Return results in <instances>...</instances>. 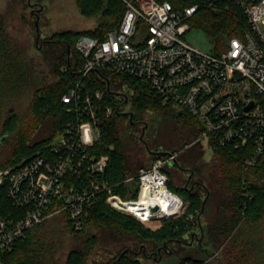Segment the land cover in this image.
<instances>
[{"label": "trees", "instance_id": "trees-1", "mask_svg": "<svg viewBox=\"0 0 264 264\" xmlns=\"http://www.w3.org/2000/svg\"><path fill=\"white\" fill-rule=\"evenodd\" d=\"M76 3L81 14L96 17L98 22L95 27L81 32L55 33L53 41L43 48L55 79L37 86L22 111L17 109V98L31 83V61L26 45L18 43L8 33L0 14V170L28 162L42 154L58 137L77 112L76 107L69 110L72 105L63 102L62 96L80 81L83 89H102V104H111L114 112L103 116L101 138L93 147L96 154L108 155L104 172L99 177L83 173L79 178L76 175V180L75 174L69 173L75 180L72 183L86 186L89 179L102 181L122 197L132 191L131 197L136 198L137 177L133 183L125 180L158 159L152 150L163 149V153L179 152L176 161L189 173L193 171L192 178L197 184L192 189L184 187L187 177L175 173L181 181V185L175 186L169 176L168 187L183 199L184 207L179 216L167 219L157 230L146 228L135 216L112 208L106 202L107 192H98L87 208V214L81 217L82 228H76V220L66 211L53 214L28 228L11 250L1 253V264H54L62 230H67L73 240L63 264H87V253L101 240L116 249L107 264H141L125 245L149 241L156 246L197 228L202 229L203 239L190 245L173 264H205V254L210 249H221L226 264H264V157L248 165L246 160L251 154V146L221 145L211 135L212 156L207 161L197 140L202 133L199 119L184 108L175 110L170 103H163L149 82L103 71L110 81L108 88L107 80L96 71L83 76L84 58L75 49V41L82 35L104 39L119 23L126 5L123 0H76ZM182 3L187 4L189 0ZM191 24L211 38L213 51L221 52L229 39L245 27V18L237 8L225 11L204 8L198 10ZM119 82H126L131 87L130 92L126 91L127 102L112 92L114 88L122 87ZM125 106L134 115V125L128 116L119 113ZM149 112L160 114L161 121L153 125L152 120L145 130L143 138L147 148L140 139L142 128L138 126ZM172 165L177 167L176 163ZM208 191L210 195L202 209ZM56 203L59 201H52L47 212L52 211ZM18 212L4 188L0 187V214L17 216Z\"/></svg>", "mask_w": 264, "mask_h": 264}, {"label": "built area", "instance_id": "built-area-1", "mask_svg": "<svg viewBox=\"0 0 264 264\" xmlns=\"http://www.w3.org/2000/svg\"><path fill=\"white\" fill-rule=\"evenodd\" d=\"M123 1L126 10L104 39L82 35L75 41V49L84 58L82 75L96 71L106 79L103 71L109 67L147 81L163 103L181 105L199 119L198 141L213 135L221 145L251 146L248 165L264 157V0ZM204 8H237L245 18V27L221 52L198 49L186 39L193 28L191 19ZM82 86L76 82L62 96L63 102L72 105L69 110L76 107L77 112L57 139L28 162L0 170V187L19 211L17 216L0 214V264L1 253L11 250L28 228L53 214L66 211L76 220V228H82L81 217L104 190L112 208L141 221L155 218L139 211L147 204L143 199L163 189L175 195L182 208L183 199L169 189V175L163 170L165 164L177 163L179 152L162 153L150 167L125 180L133 183L137 177L136 198L131 197L132 191L122 197L102 181L89 179L86 186L72 183L76 175L99 177L104 172L108 155L96 154L93 147L101 138L103 116L114 112L111 104H102V89ZM124 98L127 102L128 95ZM69 173L75 174L74 179ZM54 200L59 203L47 212Z\"/></svg>", "mask_w": 264, "mask_h": 264}, {"label": "rangeland", "instance_id": "rangeland-1", "mask_svg": "<svg viewBox=\"0 0 264 264\" xmlns=\"http://www.w3.org/2000/svg\"><path fill=\"white\" fill-rule=\"evenodd\" d=\"M35 1L36 0H0V14L5 22L6 30L18 43L26 45L27 56L31 61L30 64L32 66L29 78V82L31 83L24 87L17 98V109L19 111H22L28 105L37 86L55 79L50 64L47 62L48 60L45 56V52L43 51V48H40L43 41L47 38H54L55 33L61 31L70 30L73 32H81L88 28L95 27L98 22L96 17H86L81 14L77 8L76 0H41L45 6V12L38 23L40 33V36L38 37L36 31L37 26L35 25L37 18L31 14V3ZM186 39L192 46L198 49L209 51L213 48L211 38L200 28H191L186 34ZM57 45L60 46L61 44L57 43ZM104 71L107 73H113L109 67L104 68ZM119 85L122 86L123 90L131 91V87L128 83L119 82ZM173 107L175 110L183 109V106L177 104ZM125 108L129 110L128 106H125ZM143 121L146 122L143 128L145 125L147 126L146 128H149V123L151 121L153 125H157L161 121V117L160 114L149 112ZM138 127L142 128V124H139ZM145 133L146 132H144V134ZM141 140L143 141V139ZM146 143L147 142H145V144ZM200 143L203 147V158L207 161L210 160L212 156L210 139L202 138ZM156 150L157 149H155V151ZM177 167H173L171 163H167L163 167V170L167 172L171 178L172 184L175 186L181 185V181L175 177V173L180 174L183 178L187 177V174L189 173L186 168H182L180 163ZM183 207L184 201L181 210L174 216L161 215L169 217L158 216L151 218L149 221H141L138 218H135L144 227L157 230L163 226L167 219L179 216ZM200 232L201 231L197 228L184 236L181 235L174 237L176 240L170 238V240L159 243L156 246H152L149 241H141L137 244L131 243L130 245H125L124 247L128 248L129 252L141 261V264H173L175 262V257H172L173 259H171V257H167V253L173 252V255L176 254V258L180 257L181 254L192 245L191 242L194 240V238H192L193 234H198L200 236L198 238H200V240L203 239L204 233L202 231L200 234ZM97 234L101 233L98 232ZM126 243L128 244V242ZM72 244L73 240L71 235L67 230H62L59 234L58 247L55 254L56 262L54 264L64 263L66 254L71 249ZM163 244L169 247L166 248L167 253L164 252ZM157 247L160 248L157 249ZM118 248L119 247H117V249ZM115 252L116 249H114L112 244L101 240L95 248L87 253V264H107L109 259L116 254ZM205 257V264H226L221 249H210L206 252ZM160 258H162L161 261L159 260Z\"/></svg>", "mask_w": 264, "mask_h": 264}, {"label": "bare ground", "instance_id": "bare-ground-1", "mask_svg": "<svg viewBox=\"0 0 264 264\" xmlns=\"http://www.w3.org/2000/svg\"><path fill=\"white\" fill-rule=\"evenodd\" d=\"M143 201L147 204L142 209H139V211H142L146 218L148 215H153L154 217L161 215H174L180 210V203L176 196L165 189L154 193L152 196L148 195ZM141 203L142 202L136 203L135 205Z\"/></svg>", "mask_w": 264, "mask_h": 264}, {"label": "flooded vegetation", "instance_id": "flooded-vegetation-1", "mask_svg": "<svg viewBox=\"0 0 264 264\" xmlns=\"http://www.w3.org/2000/svg\"><path fill=\"white\" fill-rule=\"evenodd\" d=\"M42 1L41 0H36L35 2H33V3H31L32 4V8H31V14L32 15H34L36 18L39 16V20H40V18L42 17V15H43V13L45 12V6H44V4L42 3ZM40 7H42V9L39 11V9H40ZM53 39L54 38H47V39H45L44 41H43V43H42V45H41V49L42 48H44V46L46 45V44H48L50 41H53ZM113 91L114 92H116V96L118 97V98H121V97H125L127 94H126V91L125 90H123L122 89V87H117V88H114L113 89ZM123 106V105H122ZM121 111L123 112V113H127V112H130V110H128V109H126L125 107H122L121 108ZM123 115H126V116H128L129 117V115L128 114H123ZM129 119V118H128ZM146 122L145 121H143L142 120V129H143V126H144V124H145ZM147 126H145L144 128H145V130L147 129L146 128ZM145 130H144V132H145ZM142 131V130H141ZM141 139V138H140ZM143 141L144 142H146V140L143 138ZM147 148H148V146H147ZM152 153L153 154H157L158 155V153H160V154H162L163 153V149H160V150H153L152 151ZM178 163V162H177ZM176 163V164H177ZM189 172V171H188ZM189 174V173H188ZM188 174H187V180H186V182L184 183V187H187V188H189V189H191V187H192V184H197V183H195L194 181H196L195 179H193V178H191L189 181H188ZM195 187V186H194ZM199 225H200V222H199ZM201 232H200V234L202 233V229L200 228L199 229ZM194 233V232H193ZM198 237H200L198 234L196 235V234H193L192 235V238H194V240L191 242L192 244L193 243H198V241H199V243H200V241L202 240H200V238H198ZM172 239H175L176 240V238H172ZM164 245V244H163ZM160 247H157V249H159ZM164 252L165 253H167V251H166V248H169L168 246H165L164 245ZM161 250V249H160ZM167 257H171V259H173L174 257V259L176 260V256H174L173 255V252H171V253H167ZM173 257V258H172ZM161 259L162 258H160L159 260L161 261Z\"/></svg>", "mask_w": 264, "mask_h": 264}, {"label": "water", "instance_id": "water-1", "mask_svg": "<svg viewBox=\"0 0 264 264\" xmlns=\"http://www.w3.org/2000/svg\"><path fill=\"white\" fill-rule=\"evenodd\" d=\"M41 9H42V7H40L39 11H40ZM38 23H39V16L37 17V19H36V21H35V25L37 26L36 31H37V34H38V37H39V36H40V33H39ZM107 82H108V88H109V87H110V81L107 79ZM119 108H120V105L118 106L117 111H119ZM119 113H120L121 115H123V114H128V115H129V121H130V123H131L132 125H134V124L136 123L135 121H133V116H134V115H133L132 112L123 113L122 111H120ZM145 126H146V125H145ZM144 130H145V128L142 129V133H141V136H140L141 139H143L142 137H143V134H144ZM146 146H147V143H146ZM160 155H161V154L158 153V156H160ZM177 165H179V163H177ZM186 170H187V169H186ZM188 171H189V170H188ZM192 175H193V171L190 170V173L188 174V181L192 178ZM194 186H195V184H192L191 189L194 188ZM209 195H210V192L208 191L207 194H206V196H205V198L203 199V202H202V209L204 208L205 203H206V201H207Z\"/></svg>", "mask_w": 264, "mask_h": 264}]
</instances>
